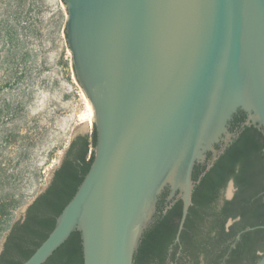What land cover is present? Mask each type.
Segmentation results:
<instances>
[{
	"label": "water",
	"instance_id": "95a60500",
	"mask_svg": "<svg viewBox=\"0 0 264 264\" xmlns=\"http://www.w3.org/2000/svg\"><path fill=\"white\" fill-rule=\"evenodd\" d=\"M61 2L74 77L93 108L95 154L53 229L22 264H42L75 229L84 264H133L165 189L167 202L182 199L179 234L194 166L226 147L238 111L264 134V0ZM76 133L88 134L87 121L75 124L69 142ZM233 188L230 180L227 197ZM256 264H264V253Z\"/></svg>",
	"mask_w": 264,
	"mask_h": 264
},
{
	"label": "trees",
	"instance_id": "16d2710c",
	"mask_svg": "<svg viewBox=\"0 0 264 264\" xmlns=\"http://www.w3.org/2000/svg\"><path fill=\"white\" fill-rule=\"evenodd\" d=\"M19 1L16 16L22 13ZM15 38L8 33L6 42L16 44ZM245 117V112L238 111L231 121L234 135L230 142L223 149L217 146L220 152L214 160L195 167L192 203L179 234L182 199L167 202L168 189L162 192L153 219L134 251L133 264L258 262L264 253V134L260 127L246 124ZM95 145L94 124L90 133L70 140L49 183L24 215L10 225L0 250V264H22L46 239L87 173ZM230 180L234 192L225 198L223 190ZM6 208L8 203L0 202V214H8ZM229 219L232 222L227 224ZM42 264H84L80 231L73 230Z\"/></svg>",
	"mask_w": 264,
	"mask_h": 264
},
{
	"label": "rangeland",
	"instance_id": "374dc122",
	"mask_svg": "<svg viewBox=\"0 0 264 264\" xmlns=\"http://www.w3.org/2000/svg\"><path fill=\"white\" fill-rule=\"evenodd\" d=\"M16 1L0 0V202L9 209L0 214V238L45 183L75 124L87 121L90 133L93 119L64 40L63 3L20 0L16 16Z\"/></svg>",
	"mask_w": 264,
	"mask_h": 264
},
{
	"label": "flooded vegetation",
	"instance_id": "af4514ba",
	"mask_svg": "<svg viewBox=\"0 0 264 264\" xmlns=\"http://www.w3.org/2000/svg\"><path fill=\"white\" fill-rule=\"evenodd\" d=\"M245 119H246V117H245ZM231 121H232V120H231ZM231 121H230V123H229V130H230L231 133H233L232 130H231ZM78 134H83V133H76L72 138L76 137ZM233 134H234V133H233ZM232 137H233V136H232ZM208 157H209V156H208ZM208 157H207V159H210V160H212V158H213L212 154H210V158H208ZM196 166H201V167H202V162L196 164V165L194 166V169H195ZM194 169H193V171H194ZM51 176H52V174H51ZM51 176L49 177L47 184L49 183ZM233 192H234V188H233ZM223 195H224L225 198H229V197H227V195L225 194V188H224V190H223Z\"/></svg>",
	"mask_w": 264,
	"mask_h": 264
},
{
	"label": "bare ground",
	"instance_id": "6f19581e",
	"mask_svg": "<svg viewBox=\"0 0 264 264\" xmlns=\"http://www.w3.org/2000/svg\"><path fill=\"white\" fill-rule=\"evenodd\" d=\"M89 105V104H88ZM90 107V106H89ZM92 110V109H91ZM91 112V111H90Z\"/></svg>",
	"mask_w": 264,
	"mask_h": 264
}]
</instances>
